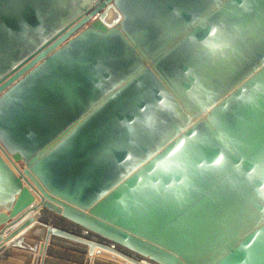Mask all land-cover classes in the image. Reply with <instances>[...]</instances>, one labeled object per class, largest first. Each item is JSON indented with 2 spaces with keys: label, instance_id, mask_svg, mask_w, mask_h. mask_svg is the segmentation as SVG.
Masks as SVG:
<instances>
[{
  "label": "water",
  "instance_id": "1",
  "mask_svg": "<svg viewBox=\"0 0 264 264\" xmlns=\"http://www.w3.org/2000/svg\"><path fill=\"white\" fill-rule=\"evenodd\" d=\"M18 213L13 246L30 225L133 264H264V0H0Z\"/></svg>",
  "mask_w": 264,
  "mask_h": 264
},
{
  "label": "crops",
  "instance_id": "2",
  "mask_svg": "<svg viewBox=\"0 0 264 264\" xmlns=\"http://www.w3.org/2000/svg\"><path fill=\"white\" fill-rule=\"evenodd\" d=\"M37 201L38 198L34 195V201L31 204L34 205ZM44 210L47 211V209ZM21 214L18 213L7 221L0 223V230L14 222ZM33 223L39 224L35 220ZM29 226L20 231L21 246L8 244L18 234L3 242L13 231L6 236L1 235L3 240L0 241V256L2 257L0 264H133L125 260L120 254L99 246V243L85 236L79 237L78 234L64 229H62V232L70 236H78L77 238L83 240L84 243H77L59 235H47L44 231L38 237L31 236ZM90 242L94 243L91 247ZM6 250L9 253H5Z\"/></svg>",
  "mask_w": 264,
  "mask_h": 264
}]
</instances>
